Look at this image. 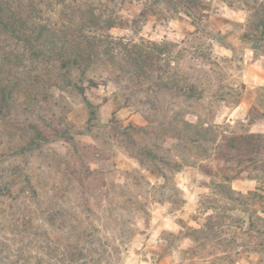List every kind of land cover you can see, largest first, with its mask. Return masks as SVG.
<instances>
[{"label":"rangeland","instance_id":"1","mask_svg":"<svg viewBox=\"0 0 264 264\" xmlns=\"http://www.w3.org/2000/svg\"><path fill=\"white\" fill-rule=\"evenodd\" d=\"M19 1L58 29L109 12L107 33L166 52L136 79L6 41L30 89L0 109V264H264V155L226 141L264 134V50L242 37L263 0Z\"/></svg>","mask_w":264,"mask_h":264},{"label":"trees","instance_id":"2","mask_svg":"<svg viewBox=\"0 0 264 264\" xmlns=\"http://www.w3.org/2000/svg\"><path fill=\"white\" fill-rule=\"evenodd\" d=\"M197 2L188 0L187 5L194 7ZM94 10L81 14L83 18L79 22L71 21L69 26L58 29L40 15L32 14L25 3L0 0V50L10 40L26 52L30 61L50 64L60 73L75 69L83 74L91 65L99 63L104 68L128 73L136 79H150L149 70L157 66V59L166 52L163 45L155 42L142 45L141 42L114 37L107 31L117 25L116 16L109 12L102 16L101 12ZM242 37L251 43L252 48L264 50V0L253 8L248 31ZM0 52V109H7L17 98L28 94L30 86L10 68L9 52ZM162 77L156 78L159 84L155 85L160 88L175 89L184 94L194 92L192 85L182 83L176 75L169 74L168 80ZM85 104L93 116L95 105L86 98ZM184 123L191 125L187 121ZM226 141L229 148L237 152H245L248 156L264 155V134L231 135L226 137ZM32 147V142H29L21 150Z\"/></svg>","mask_w":264,"mask_h":264},{"label":"crops","instance_id":"3","mask_svg":"<svg viewBox=\"0 0 264 264\" xmlns=\"http://www.w3.org/2000/svg\"><path fill=\"white\" fill-rule=\"evenodd\" d=\"M253 182H240L239 184L236 185V188L238 191L244 192L247 190H250L254 188V185L252 184Z\"/></svg>","mask_w":264,"mask_h":264}]
</instances>
